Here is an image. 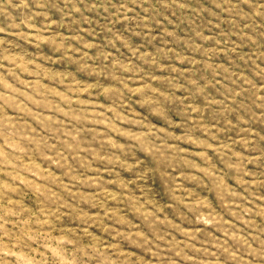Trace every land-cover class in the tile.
Masks as SVG:
<instances>
[{
  "label": "rangeland",
  "instance_id": "374dc122",
  "mask_svg": "<svg viewBox=\"0 0 264 264\" xmlns=\"http://www.w3.org/2000/svg\"><path fill=\"white\" fill-rule=\"evenodd\" d=\"M0 264H264V0H0Z\"/></svg>",
  "mask_w": 264,
  "mask_h": 264
}]
</instances>
